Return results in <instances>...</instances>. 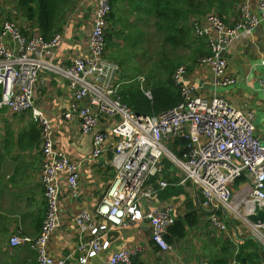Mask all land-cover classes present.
<instances>
[{
	"label": "built area",
	"instance_id": "obj_1",
	"mask_svg": "<svg viewBox=\"0 0 264 264\" xmlns=\"http://www.w3.org/2000/svg\"><path fill=\"white\" fill-rule=\"evenodd\" d=\"M239 1L240 20L236 25L227 24L213 12L190 20L195 36L205 38L211 50L199 63L211 72V94L202 92V86L189 80L190 72L181 65L172 75L181 102L155 115L137 114L119 93L125 83L120 76V65L107 55L112 0H77L71 21L78 29L71 35L81 33L84 37L75 48L70 64L55 60L57 50L67 39V27V31L46 38L36 29L24 32L17 21V11L8 12L10 18H3L0 24V108L13 113L30 111L41 130L40 143L45 156L41 180L47 204L39 235L36 238L13 235L10 239L13 247L31 244L39 264L67 262L51 254L50 243L64 221L61 178L65 177L76 195L81 165L67 157H57L52 117L35 102L39 75L47 71L66 79L77 101L84 102L81 107L74 104L66 116L76 115L82 132L93 134L90 158L96 160L112 152L110 163L115 174L103 196L94 209L82 208L74 215L73 222L84 240L80 246V264H88L92 257L107 249L104 237L109 231L127 226L136 218L150 222L151 240L160 252L173 250L166 235L176 222L175 202L169 200L162 207L154 204L157 190L150 185L152 177L163 173L166 160L180 173L178 185L191 182L201 190V205L214 229L229 235L227 219L231 220L240 238L247 235L264 249V222L249 219L256 202L264 205V140L256 133L253 111L237 107L217 91L218 87L238 82L237 77L229 74L224 53L230 51L238 38L250 35L264 21V0ZM139 80L143 88L145 76ZM258 81L264 91V77ZM145 93L152 98L150 90ZM105 114L116 122L109 131L96 130L100 116ZM180 138L186 144L178 143ZM157 182L160 189L170 184L162 176ZM144 200L152 204L146 211L140 207ZM97 216L107 224L97 227ZM144 252L142 245L117 250L108 256L105 264H132ZM175 264L185 263L178 259ZM229 264L247 263L233 258Z\"/></svg>",
	"mask_w": 264,
	"mask_h": 264
},
{
	"label": "crops",
	"instance_id": "obj_2",
	"mask_svg": "<svg viewBox=\"0 0 264 264\" xmlns=\"http://www.w3.org/2000/svg\"><path fill=\"white\" fill-rule=\"evenodd\" d=\"M226 2L227 7L222 15L229 25H236L240 20V1L226 0ZM8 6V3L4 2V17L11 10ZM253 6L256 7L254 1ZM73 12L74 10L69 13L62 29V31L66 30L67 27L69 30H66L67 39L55 54V60L62 64L71 63L73 52L84 37L81 33H79L80 36L71 35L78 29V25H74L71 21ZM8 16L10 17V14ZM16 17L20 22V15ZM22 25L26 26V22ZM84 41V50L87 51V41ZM9 42L13 44L12 41ZM109 53L108 49L107 55L110 58ZM227 55L229 74L237 77L238 82L231 86L218 87L217 91L237 107L253 111L256 133L264 140V121L262 125H256L258 112L264 113V91L258 83L259 78L263 77L260 70L264 69V21L250 35L238 38ZM115 59H120H112L120 65V62ZM122 73L123 69L120 66V76L123 79ZM189 76V80L202 86V92L211 94L212 75L207 68L197 64ZM35 102L52 117L57 157H67L81 165L76 195L67 185L65 177L61 178L63 185L61 205L64 221L50 243V251L55 258L67 259L66 264H80L79 257L82 254L80 246L84 240L80 238L73 222L74 215L82 208L94 209L103 196L115 174L110 163L112 152L108 151L96 160L90 158L93 134L82 132L76 115L66 116L74 104H78L79 107L84 104L77 101L66 79L42 71L36 85ZM115 122L110 116L101 115L96 130L109 131ZM40 137L41 130L37 122L33 120L30 111L13 113L8 109L0 108V264H39L37 252L31 244L13 247L10 239L16 234L36 238L46 215L47 204L41 180L45 156ZM166 173H169L171 178H174V175L181 178L176 168L173 173L171 171ZM181 186L184 189L181 195L165 201L156 200L154 203L162 207L167 201L173 200L176 205V220L185 222L186 236L171 243L172 251L160 252L151 240L150 222L136 218L127 226L109 231L104 237L107 249L98 256L92 257L88 264H105L108 256L114 251L129 249L134 245L144 247L145 252L140 257L143 264H175L178 259L185 264H215V261L220 260L218 256L221 255L228 241L235 247L234 259L237 258L236 254L245 241H255L247 235L240 238L232 228L233 222L228 219L227 223L231 228L229 235L214 229L209 221L208 212L201 205L203 198L201 190L191 182ZM150 206L152 207L151 203L142 202L140 207L146 211ZM188 213H192L191 217L195 220H187ZM105 224L107 222L97 216V227ZM260 247L259 244V250L253 247L247 250V253L257 255L256 262L253 263L264 262V249ZM230 261L232 258L229 259L228 264Z\"/></svg>",
	"mask_w": 264,
	"mask_h": 264
},
{
	"label": "trees",
	"instance_id": "obj_3",
	"mask_svg": "<svg viewBox=\"0 0 264 264\" xmlns=\"http://www.w3.org/2000/svg\"><path fill=\"white\" fill-rule=\"evenodd\" d=\"M4 2L6 0H0V24L3 18H8L10 14L3 16ZM76 7L77 0H10L8 9H15L18 15L22 16L23 21L26 22V26L21 25L24 32H29L32 28L39 30L46 38H50L55 32L62 31L69 13ZM226 7V0H112V11L108 19L107 50L108 46L113 43V37L121 38V44H118L117 48L125 47L131 50L126 51L119 48L117 49L119 53L111 54V59H113L112 57L120 59L118 62H120L121 68L126 65V61L143 43L146 31L141 27V24L149 17H154L155 33L160 43L161 57L159 60L144 66V68L142 65L134 67L136 70L134 75L143 73L142 75L145 76V87L142 88L140 83L132 81L131 77H125L122 73V80L125 83L119 93L123 101L129 104L137 114L145 115L159 114L178 105L182 97L179 89L173 84V73L179 66L184 65L183 63L188 64L186 67L189 72H192L203 56L211 54L206 39L195 36L190 20L194 16L213 12L226 22L222 15ZM125 9L133 18L127 16L126 22H120ZM117 13L120 14V17ZM186 50L189 52L185 53ZM123 55L124 57H122ZM143 56L146 57L147 62L153 59L151 52L148 55L145 51ZM146 90L151 91L152 98L146 95ZM177 142L181 145L186 144V140L183 138L177 139ZM164 166L161 175L150 179V185L157 190L155 200L160 201L179 196L184 192L183 187L177 184L180 179L176 175L171 178L170 174L166 173V171L173 173L175 166L168 160L164 162ZM160 176L170 183L165 189H160L158 186L157 179ZM239 182L240 180L237 181V184ZM191 215L192 213L187 214V220H195ZM185 236V222L176 220L169 227L166 239L171 244ZM250 247L259 250V243L253 240L245 241L240 246L236 259L247 264L256 262V253H247ZM234 255L235 247L231 246L228 241L223 247L221 255L218 256L220 260L215 261V264H220L221 261L222 264H228L229 259H233ZM140 257L134 258L132 264H143Z\"/></svg>",
	"mask_w": 264,
	"mask_h": 264
},
{
	"label": "rangeland",
	"instance_id": "obj_4",
	"mask_svg": "<svg viewBox=\"0 0 264 264\" xmlns=\"http://www.w3.org/2000/svg\"><path fill=\"white\" fill-rule=\"evenodd\" d=\"M6 2L8 3V5H10V0H6ZM117 15H118V17H120L119 13H117ZM127 16L133 18V16H130V14L128 13V10L125 9V12L122 13L123 19L120 22H126ZM19 20H20V24H23L24 21L22 19V16L19 18ZM153 21H154V17H149L145 20V22H143L141 24V27L146 31L145 36H144V41L142 44H140L139 48H137L135 51L133 50L134 53H133L132 57L126 61V65L122 66V69L125 71V72L123 71V75L125 77L126 76L131 77L132 81L138 82L140 84H141V81L139 80V77L144 76V75H142L143 73H140V75H134V73L136 72L134 67L138 66V65H142V68H144V66L151 65L155 61L159 60L161 57L160 47H159L160 43L157 40V35L155 33V26L153 24ZM112 41H113L112 45L110 47H108V49L110 51V53H109L110 58H111L112 53H114V54L119 53V52H117V49H119V48L126 50V51H131L130 49H127L125 47L124 48L123 47L117 48V45L121 44V38L113 37ZM115 43H117L116 46H115ZM145 51H147L148 55L150 54V52L153 53V59L149 62H147L146 57L143 56V53ZM188 52H189L188 50L185 51V53H188ZM124 55L122 57H124ZM112 58L114 59V57H112ZM115 60H117V59H115ZM183 64L185 66L188 65L186 63H183ZM260 72L264 77V69H261ZM130 75H133V76H130ZM145 86H146V84L144 85V87ZM260 86H261V84H260ZM261 88H262V86H261ZM263 121H264V113L262 111H260L257 114L256 125H262ZM144 202H145V204H148L147 200H144Z\"/></svg>",
	"mask_w": 264,
	"mask_h": 264
},
{
	"label": "water",
	"instance_id": "obj_5",
	"mask_svg": "<svg viewBox=\"0 0 264 264\" xmlns=\"http://www.w3.org/2000/svg\"><path fill=\"white\" fill-rule=\"evenodd\" d=\"M224 55L228 57L227 52H225ZM249 219L256 223L264 222V205L261 206L259 202H256L255 210L252 214L249 215Z\"/></svg>",
	"mask_w": 264,
	"mask_h": 264
}]
</instances>
